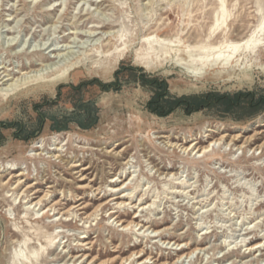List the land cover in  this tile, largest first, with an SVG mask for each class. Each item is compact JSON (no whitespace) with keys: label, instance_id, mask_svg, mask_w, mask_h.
Segmentation results:
<instances>
[{"label":"rangeland","instance_id":"rangeland-1","mask_svg":"<svg viewBox=\"0 0 264 264\" xmlns=\"http://www.w3.org/2000/svg\"><path fill=\"white\" fill-rule=\"evenodd\" d=\"M0 67V264H264V100L148 105L264 98V0H0Z\"/></svg>","mask_w":264,"mask_h":264},{"label":"bare ground","instance_id":"bare-ground-1","mask_svg":"<svg viewBox=\"0 0 264 264\" xmlns=\"http://www.w3.org/2000/svg\"><path fill=\"white\" fill-rule=\"evenodd\" d=\"M103 26V25H102ZM101 26V27H102ZM263 28V26H261L260 27V30ZM259 29V28H258ZM259 30V31H260ZM258 31V32H259ZM9 32V31H8ZM92 32V31H91ZM96 32H98V31H96ZM94 34V33H93ZM98 34V33H97ZM104 35H106V33H103ZM256 36V35H255ZM255 36H251V37H249L247 40H245V41H242V42H239L238 44H236V45H232V46H228V47H232V50H237L238 48H240L241 46H243V47H248L253 41H254V39H253V37H255ZM105 40H107V41H109L110 39H109V36L107 35L106 37H105ZM53 49H55V48H53ZM220 57V53H219V55H217V57L216 58H219ZM49 61V60H48ZM70 65V64H69ZM72 65V64H71ZM69 68H71V66H68ZM1 68V67H0ZM4 68V67H3ZM65 68V67H64ZM67 68V67H66ZM63 69V68H62ZM62 69H60L59 68V70H61V71H64L65 72V70H62ZM1 70V69H0ZM59 70H57V71H59ZM68 69H66V71H67ZM30 71V70H29ZM38 71V70H37ZM37 71H34V72H37ZM53 71V70H52ZM51 71V72H52ZM56 71V72H57ZM20 72V71H19ZM25 73V72H24ZM23 73V74H24ZM50 73V72H49ZM66 73V72H65ZM65 73H60L59 75H57V76H55V77H53V78H48L49 80H47L46 81V83L45 84H43V85H41V86H43V87H41L43 90H50V89H52L53 87H55L59 82H62V81H65L66 80V78H67V75H68V73H67V75L65 74ZM12 72H10V71H8V70H4V71H2L1 73H0V86L2 85V87L0 88V92L3 94V95H5V96H9V95H12V94H14L16 91H18V90H21L23 87H27V85L29 84L28 82H25V83H23V84H21L22 82L21 81H19V83L17 84V81H12L11 83L9 82L10 80H12L13 79V77H12ZM31 74V73H30ZM50 74H54V73H50ZM196 74V73H195ZM24 75H26V74H24ZM37 75V74H36ZM43 75V74H42ZM27 76V75H26ZM32 76V75H31ZM46 76V75H45ZM51 76V75H50ZM21 77V76H20ZM24 77V76H23ZM48 77V76H47ZM17 78H19V77H17ZM27 78V77H26ZM37 78V77H36ZM25 79V78H24ZM28 79V78H27ZM32 79V78H31ZM45 79V78H44ZM15 80V79H14ZM22 80V79H21ZM38 80H40V78L38 79ZM42 80V79H41ZM46 80V79H45ZM68 80V79H67ZM9 82V83H8ZM34 82H35V80H34ZM38 82V81H37ZM45 82V81H44ZM44 82H42V83H44ZM40 83V82H39ZM32 84H33V82H32ZM37 84V83H36ZM30 85V84H29ZM3 86H5V87H3ZM216 143V141H212L210 144H208L207 146H204V147H202V148H200L199 146H197V143H191L190 145H188L187 147H184L183 148V150H187V149H189V150H191V151H195V153H199V154H204L205 152H207V151H209L210 150V147L211 146H214V144ZM56 144V143H55ZM52 149V151H51V153H50V156H48V157H52L53 159H58V158H60L61 157V155L58 153L59 151H61L60 150V147H58V146H55V147H53V148H51ZM42 154V152H40V151H38V152H34V154H32V155H41ZM69 164V163H68ZM79 164H77V163H71L70 164V167H76V166H78ZM84 169H86V167H81V169L80 170H78V171H76V172H74V173H79V172H81L82 170H84ZM7 170H9V168L7 169ZM0 171H2L1 169H0ZM8 173H10V177H9V179H7V181H5V182H3V184L2 185H6V184H8V182L10 181V180H14V189L17 191L18 189H21V187L23 186V175H24V172L22 171V170H19V171H16V172H13V173H11L10 171L8 172ZM79 175H81V173L79 174ZM121 176V175H120ZM124 177V176H123ZM119 179V178H118ZM117 181V179L116 178H113L110 182H116ZM120 182L121 183H123V180H120ZM33 184H35V182L33 183ZM32 187V184H26L25 186H24V188L20 191V194H25L26 196H29V195H34L35 193H37L36 191H34L33 193H31V194H27V192L29 191V188H31ZM49 187V186H48ZM80 188H81V186H79ZM84 187V186H83ZM121 187H123L122 185H114L113 186V188H114V190H119ZM46 196H47V194L45 193L44 195H42L41 197H39L37 200H35V201H32L33 199H35L36 198V196L35 197H32L31 198V196H29L30 197V200H29V204L31 205V204H33L34 203V206L35 205H37V204H39V203H42L44 200H45V198H46ZM121 197H125L124 196V194H121V195H118L116 198H118V199H120ZM116 198H112V199H116ZM124 203V201H116L115 202V204H118V205H121V204H123ZM126 204V203H125ZM29 205V206H30ZM50 208H52V205H48ZM46 208H48V207H46ZM142 208H144V206L142 207ZM98 209V208H97ZM68 212V211H67ZM64 213V212H63ZM62 213V214H63ZM91 215V214H90ZM89 215V216H90ZM136 215V214H135ZM88 216V217H89ZM114 217H115V219H117V218H119V216H115L114 215ZM134 217V219H132V220H130L128 223H126L125 225L123 224L124 223V221L123 220H121V219H118L117 220V222H119L120 224L119 225H123V227H128V226H130V225H135V226H138V225H140V222H136L135 220H136V217L137 216H133ZM116 224V223H115ZM141 226H143V225H141ZM204 233H207V232H204ZM84 242V241H83ZM260 242L261 241H258V242H255V243H253V244H246V246L251 250V249H253V247L254 248H259L260 246H261V244H260ZM90 242H85V244H89ZM195 249H199L200 250V248H195ZM195 252V250H193L192 252H190L189 254L188 253H186V256L185 257H187V256H190V254H192V253H194ZM71 257H73L72 255L70 256V258ZM76 257V256H75ZM80 257H88V255H87V253H84V254H81L80 255ZM86 259V258H85ZM180 259V257L178 258V260ZM94 260V258H92L91 259V262ZM129 260V259H128ZM178 260H176V262H178Z\"/></svg>","mask_w":264,"mask_h":264},{"label":"trees","instance_id":"trees-1","mask_svg":"<svg viewBox=\"0 0 264 264\" xmlns=\"http://www.w3.org/2000/svg\"><path fill=\"white\" fill-rule=\"evenodd\" d=\"M141 70V69H140ZM153 84H156V91L154 95L149 100V109L150 111L158 114V115H165L168 112H170L175 106L186 105L192 106L194 109L198 107H205L209 104H218L221 103V101H225L227 105L230 106H238L241 103H247L250 107L258 106L260 105L264 98L263 97H255L252 93L247 92L242 94L241 92L234 93L233 95L228 94H222V95H216V94H207L204 97H192L191 99H188L186 97H179V98H168L165 100L163 104H161L162 100V94L161 91H164V89L161 87H164V81L158 85L156 83V80H152ZM193 110V109H188Z\"/></svg>","mask_w":264,"mask_h":264}]
</instances>
